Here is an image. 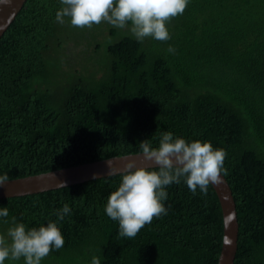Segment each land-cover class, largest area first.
Returning <instances> with one entry per match:
<instances>
[{"label":"trees","instance_id":"obj_1","mask_svg":"<svg viewBox=\"0 0 264 264\" xmlns=\"http://www.w3.org/2000/svg\"><path fill=\"white\" fill-rule=\"evenodd\" d=\"M61 7L26 0L0 38V175L138 154L142 141L156 147L167 131L210 142L226 152L221 174L238 221L233 264H264V0H188L166 24L169 40L143 42L130 26L60 24ZM121 179L0 199L9 212L0 235L7 239L13 217L26 229L56 222L64 246L41 264H91L93 256L101 264H218L223 217L211 184L206 195L183 179L167 186V214L129 239L105 212ZM65 204L70 213L58 220Z\"/></svg>","mask_w":264,"mask_h":264},{"label":"clouds","instance_id":"obj_2","mask_svg":"<svg viewBox=\"0 0 264 264\" xmlns=\"http://www.w3.org/2000/svg\"><path fill=\"white\" fill-rule=\"evenodd\" d=\"M187 4L188 0H61L62 7L56 11L55 21L64 24L67 17L73 27L79 28H91L102 22L120 29L130 26L139 42L147 37L167 41L170 39L167 22L182 15ZM168 51L174 52V49L169 46ZM139 147V156L145 165L129 159L122 170L113 168L110 162L108 166V175L119 171L122 179L117 190L108 197L105 212L118 221L119 236L129 239L135 238L154 218L167 214L162 203L167 198V186L179 184L183 179L193 194L199 188L206 195L210 184L221 183L226 157L223 149H214L210 142H187L174 138L170 131L161 134L158 146L153 147L145 140ZM9 181L7 174L0 175V187ZM69 213L70 208L65 204L56 215L58 220H63ZM8 215L6 207L0 209V217ZM232 219L231 215L227 217V221ZM12 225L7 230V239L0 235V264H5L7 259L21 258L24 264H41L53 249L58 251L64 246L56 222L26 229L24 223L16 222L13 217ZM225 226L228 227L227 222ZM224 243L229 246L231 240L225 236ZM91 264H101L100 259L93 256Z\"/></svg>","mask_w":264,"mask_h":264},{"label":"water","instance_id":"obj_3","mask_svg":"<svg viewBox=\"0 0 264 264\" xmlns=\"http://www.w3.org/2000/svg\"><path fill=\"white\" fill-rule=\"evenodd\" d=\"M26 0H0V38L14 21L16 15L23 7ZM129 159H136L140 165L146 162L138 154L112 157L100 161L80 164L61 170L51 171L39 175L28 176L10 180L6 185L0 187V199L23 197L52 191L67 186L77 185L95 179L121 174L108 175L109 162L115 169H123L124 163ZM222 175V174H221ZM217 195L223 217V239L218 264H233L237 250L238 221L235 202L231 190L222 175V182L211 185ZM231 215L233 219L227 221ZM226 222L228 227L226 228ZM231 240L229 246L225 245L224 238Z\"/></svg>","mask_w":264,"mask_h":264},{"label":"rangeland","instance_id":"obj_4","mask_svg":"<svg viewBox=\"0 0 264 264\" xmlns=\"http://www.w3.org/2000/svg\"><path fill=\"white\" fill-rule=\"evenodd\" d=\"M125 30V29H124ZM68 51V50H67ZM67 51H66V54H67ZM81 58H73V61L74 62H77V61H79Z\"/></svg>","mask_w":264,"mask_h":264}]
</instances>
